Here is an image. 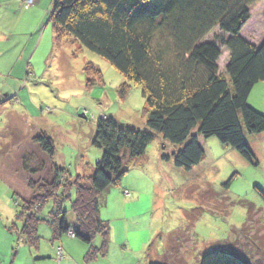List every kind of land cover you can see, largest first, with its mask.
Here are the masks:
<instances>
[{"label": "rangeland", "instance_id": "rangeland-1", "mask_svg": "<svg viewBox=\"0 0 264 264\" xmlns=\"http://www.w3.org/2000/svg\"><path fill=\"white\" fill-rule=\"evenodd\" d=\"M263 2H257L242 32L255 48L263 40ZM52 11L53 0H0V264H65L68 252L72 255L66 264H85L88 250L98 247L102 239L96 237L91 246L73 242L66 235L54 240L48 224L52 202L39 213L35 248L18 237L15 229L20 232L21 223L16 214L25 217L27 213L20 207L38 199V189L50 180L53 166L66 171L71 181L76 177L88 180L101 157L92 141L102 120L110 118L120 127L146 129L140 89L69 36L58 41L50 22ZM228 61L229 54L223 50L218 69L224 77ZM88 64L101 73V83L85 74ZM123 84L129 87L125 100L119 94ZM248 104L264 115V83L254 88ZM242 132L252 162L216 138L200 136L204 159L188 172L172 164L178 148L154 133L143 158L124 164L127 174L121 181V187L126 183L145 197V204L136 209L145 208L144 212L132 224L152 222L149 233L153 239L144 248L147 253L130 258L134 255L130 247L110 243L108 258L89 264H123L126 259V264H171L163 261L166 255L180 260L179 264H198L210 251L235 242L251 264H264V133L249 135L244 128ZM39 133L53 143L52 158L33 142ZM162 156L169 160L161 161ZM137 171L145 175L143 180ZM28 180L38 186L28 188ZM123 194L129 197L128 191ZM74 198L73 189L62 204L69 219ZM107 207L113 215L108 220L115 217L118 221L114 208ZM121 217L125 219L124 214Z\"/></svg>", "mask_w": 264, "mask_h": 264}, {"label": "trees", "instance_id": "trees-1", "mask_svg": "<svg viewBox=\"0 0 264 264\" xmlns=\"http://www.w3.org/2000/svg\"><path fill=\"white\" fill-rule=\"evenodd\" d=\"M258 1L53 0L50 22L56 39L69 36L137 86L145 102L142 113L146 129L120 127L110 118L99 122L92 146L101 151V157L88 180L76 177L71 181L66 171L53 166L50 182L40 184L38 199L24 202V207L20 205L21 211L27 213L25 217L16 212L20 232L14 225L11 230L15 229L20 239L35 248L39 243V213L50 201L53 209L48 214V224L53 239L66 235L91 246L100 237V245L88 250L84 263L106 257L110 227L100 217L98 197L120 183L127 174V161L143 158L154 133L178 148L172 157L173 165L187 172L204 159L200 136L214 137L252 162L242 128L249 135L264 133V115L248 104L253 88L264 82V19L263 40L258 47L246 43L240 33ZM223 50L229 54L225 77L218 69ZM85 74L101 83V73L91 64L85 67ZM128 92V85L123 84L119 90L121 99L125 100ZM33 142L49 158L53 157L55 150L49 138L39 133ZM162 160L169 159L162 156ZM33 168L31 173L35 172ZM35 186L38 185L27 181L28 188ZM73 189L75 198L70 202L69 219L62 204L70 199ZM72 228L73 237L69 235ZM235 243L210 251L198 264H251ZM58 253L61 258L60 249ZM163 261L180 262L167 255Z\"/></svg>", "mask_w": 264, "mask_h": 264}, {"label": "crops", "instance_id": "crops-1", "mask_svg": "<svg viewBox=\"0 0 264 264\" xmlns=\"http://www.w3.org/2000/svg\"><path fill=\"white\" fill-rule=\"evenodd\" d=\"M262 18L264 19V13H263ZM250 21H251V18H250L249 22ZM262 23H263V20H262ZM244 27L241 30L240 37L246 43H248L247 39L242 36V32L244 31ZM260 84H262V82L257 84L256 86H259ZM254 88H253V90H254ZM253 90H252V92H253ZM252 92H251L249 99H248L249 103L251 100ZM135 95H136V93H135ZM161 161H163V160H161ZM172 164H173V161H172ZM135 165H136V167H140V166H138V165H140V162H137ZM140 169H141V171L143 170L142 166L140 167ZM141 171L140 172L137 171V172H139L141 174L140 179L143 180L145 175H143V173ZM121 181L117 186H111V187L107 188L105 190V192H106L105 196H103L101 194L99 195V197H98L99 212H100V217L101 218L103 217V220L105 219L104 221H107L108 220L107 217L113 216L112 213L107 212V208H108L107 206L110 205L111 207L114 208V210L117 214V217H119V220L117 221V219L115 217L111 218L112 219L111 221L108 220L109 223L111 224L110 225L108 223V225L110 227V243L114 244L117 242L118 245H120L123 249H128V247H130V252L134 253V255H131L130 258L134 257L136 259V256H138V258H139L143 252L147 253V250H145L144 248L146 247L148 242L151 239H153V237L151 236L152 233L151 234L149 233V229H152V227H151L152 222L147 223L145 226L143 224H140V223L135 224V225L132 224L133 218L144 212L145 208H141L142 211H137L136 209L138 207H142L145 204V197H141L137 192L138 190H136L133 186L127 187L128 185H126V183H124L123 187H121L122 186ZM124 191H128L129 197L124 196V194H123ZM113 193H114V195L112 196L111 194H113ZM100 197H101V203L99 201ZM102 208L105 212L101 210ZM103 213H104V215H103ZM123 214H124L125 219H123V217H121ZM74 241L78 242L75 239H73V242ZM100 243H101V241H100ZM110 243H109V246H111ZM152 244H154V241ZM59 249H60V253H61L60 257H61L62 256V250H61V248H59ZM158 249H159L158 247L155 248V254H158ZM57 254H59L58 251H57ZM108 254H109V250H108ZM108 254L106 257H104L105 259L108 258ZM70 255H72L71 252H68V254L66 256L67 260L65 261V264L68 263V260H70ZM126 263H127V259L125 260V262L123 264H126ZM133 264H135V262Z\"/></svg>", "mask_w": 264, "mask_h": 264}, {"label": "built area", "instance_id": "built-area-1", "mask_svg": "<svg viewBox=\"0 0 264 264\" xmlns=\"http://www.w3.org/2000/svg\"><path fill=\"white\" fill-rule=\"evenodd\" d=\"M74 231H75V230H74L73 228L70 230L69 235H70L71 237H73Z\"/></svg>", "mask_w": 264, "mask_h": 264}]
</instances>
